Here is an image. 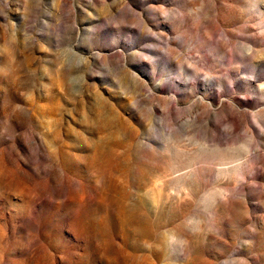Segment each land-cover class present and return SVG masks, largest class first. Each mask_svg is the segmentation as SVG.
<instances>
[{
	"label": "rangeland",
	"instance_id": "obj_1",
	"mask_svg": "<svg viewBox=\"0 0 264 264\" xmlns=\"http://www.w3.org/2000/svg\"><path fill=\"white\" fill-rule=\"evenodd\" d=\"M0 264H264V0H0Z\"/></svg>",
	"mask_w": 264,
	"mask_h": 264
}]
</instances>
